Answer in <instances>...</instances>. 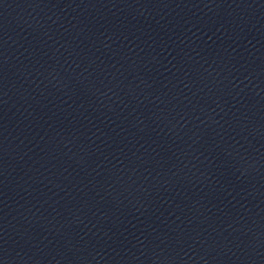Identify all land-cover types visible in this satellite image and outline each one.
I'll list each match as a JSON object with an SVG mask.
<instances>
[{"label": "water", "instance_id": "water-1", "mask_svg": "<svg viewBox=\"0 0 264 264\" xmlns=\"http://www.w3.org/2000/svg\"><path fill=\"white\" fill-rule=\"evenodd\" d=\"M0 264H264V0H0Z\"/></svg>", "mask_w": 264, "mask_h": 264}]
</instances>
